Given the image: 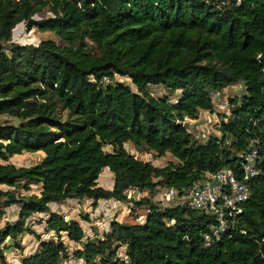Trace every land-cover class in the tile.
Here are the masks:
<instances>
[{
	"label": "trees",
	"instance_id": "1",
	"mask_svg": "<svg viewBox=\"0 0 264 264\" xmlns=\"http://www.w3.org/2000/svg\"><path fill=\"white\" fill-rule=\"evenodd\" d=\"M42 11L47 15L38 16ZM19 22L54 37L13 42ZM236 82L243 92L220 115L219 134L197 139L185 117L211 111L210 91ZM149 84L179 92L171 101L152 95ZM253 137L258 172L243 202V233L203 246L210 216L183 202L126 196L129 188L157 187L181 195L204 170H237ZM125 142L175 160L154 165ZM37 150L42 155L31 164L9 161ZM102 169L113 173L110 188L96 183ZM0 185L7 187L0 188V211L17 205L16 219L0 226V264H9L4 240L18 245L23 232L38 242L19 264H59L70 255L61 233L81 244L71 252L80 264H119L112 257L120 245L131 264H264V0H0ZM33 185L38 191L26 193ZM83 197L131 200L146 216L110 219L101 236L83 238L76 219L49 208ZM37 213L54 237L30 226Z\"/></svg>",
	"mask_w": 264,
	"mask_h": 264
},
{
	"label": "rangeland",
	"instance_id": "2",
	"mask_svg": "<svg viewBox=\"0 0 264 264\" xmlns=\"http://www.w3.org/2000/svg\"><path fill=\"white\" fill-rule=\"evenodd\" d=\"M38 16H46L47 12L42 11L37 13ZM47 37H54L52 32L50 31H42L35 27H31L30 29H26L22 22L17 23L12 31H11V40L17 43H37L40 39L47 38ZM58 43L60 41L56 39ZM113 79L115 81H121L125 84H128L131 89H135L133 84L130 82V79L126 76L114 74ZM108 82L107 79H105ZM147 90L154 96H167L169 100L173 101L176 95L178 94V90L174 93H169L164 86L156 85V84H149L147 86ZM243 92V86L241 83L236 82L225 86L222 89L221 97L225 103H220L219 100L213 101V108L211 111L208 110H200L196 118H188L185 117L184 121L188 128L192 131L193 135L199 139L204 140L209 134H219L217 130V121L220 118L221 114H228L229 113V102L233 99H238ZM124 147L126 150L131 152L135 157L148 159L154 165H163L167 161L175 160L168 152L164 153L163 155L156 156L154 151L152 150H136L133 148L130 142H125ZM42 152L37 151H22L17 154H13L9 157V161L13 162L16 165L20 164H31L40 159ZM113 182V173L110 172L108 169H102L99 172V175L96 179V183L104 188H110ZM1 189H6L7 187L4 185H0ZM11 188V187H10ZM162 187H157L151 193H148L146 190L140 191L136 189L125 190L126 196H131L133 199L140 198L142 196L149 197L153 202H157L159 205H172L177 203H182V197L175 196L170 201H162L159 195V189ZM12 190L18 192H25L20 187H12ZM38 191V187L33 185L30 190L26 191ZM131 192V193H130ZM92 199H84L80 198H64L60 201H52L49 203V208L51 210H56L59 213L61 212L65 217L76 216V217H83L89 216L88 221L94 222L93 223H85L83 222V228L87 237H92L94 235L101 236L102 232H104L105 225L110 219H115L118 221H124L128 223L134 222H142L146 216V207L144 206H133L131 200L129 201H121V200H114L109 199L102 200L99 203L96 201H91ZM107 207V208H106ZM106 208V209H105ZM91 214V215H89ZM43 215L40 214H33L30 218V226L35 230L36 234H38L41 238H48L54 237L53 232L51 231H44V225L42 222L38 223L37 218L38 216ZM17 217V205L10 204L2 208L0 211V226L4 225L5 222L14 221ZM61 240L66 244L67 251L69 256L63 258L61 262L63 264H80L79 258H74L71 255V252L81 246L79 242L68 241L64 233H61L60 236ZM18 245L13 244L9 239H5L4 242L6 244V248L4 249V254L9 262V264H19V259L21 256L26 255L34 251L37 247V239L26 232H23L17 236Z\"/></svg>",
	"mask_w": 264,
	"mask_h": 264
},
{
	"label": "built area",
	"instance_id": "3",
	"mask_svg": "<svg viewBox=\"0 0 264 264\" xmlns=\"http://www.w3.org/2000/svg\"><path fill=\"white\" fill-rule=\"evenodd\" d=\"M221 93L219 90L210 91L212 102L219 100L220 103H225ZM258 155L257 139L253 137L240 155L237 170L228 165L215 170H204L199 177L191 180L181 195L173 187H162L159 189L160 198L167 202L180 196L187 206L212 218L213 221L202 232L203 246L211 245L222 236L230 237L234 231L243 233L240 216L243 202L249 195L250 180L258 172ZM112 260L119 264H131L123 245L117 248Z\"/></svg>",
	"mask_w": 264,
	"mask_h": 264
},
{
	"label": "crops",
	"instance_id": "4",
	"mask_svg": "<svg viewBox=\"0 0 264 264\" xmlns=\"http://www.w3.org/2000/svg\"><path fill=\"white\" fill-rule=\"evenodd\" d=\"M132 189V188H131ZM131 191V190H130ZM132 192V191H131ZM130 192V193H131ZM84 199H86V200H88L89 198H84ZM102 200H109V198L108 199H104V198H98V199H96V203H99L100 201H102ZM115 200V199H114ZM91 201H93V199L91 200ZM107 208V207H106ZM105 208V209H106ZM61 213V212H60ZM39 214V213H38ZM62 214V213H61ZM89 215H91V214H89ZM65 217V216H64ZM89 217V216H88ZM88 217L87 218H81V217H76V216H70V217H68V218H71V219H76L80 224H81V226H82V228H83V222H85V223H93V225H95V221L94 222H91V221H88ZM65 218H67V217H65ZM145 219V218H144ZM107 228H108V222H107V225H105V228H104V231L105 230H107ZM83 231H84V228H83ZM86 238L87 237V235L85 234V231H84V236H83V238ZM90 237V236H89ZM67 239V238H66ZM68 240V239H67ZM69 241V240H68Z\"/></svg>",
	"mask_w": 264,
	"mask_h": 264
},
{
	"label": "water",
	"instance_id": "5",
	"mask_svg": "<svg viewBox=\"0 0 264 264\" xmlns=\"http://www.w3.org/2000/svg\"><path fill=\"white\" fill-rule=\"evenodd\" d=\"M182 124H183V125H186V121H183Z\"/></svg>",
	"mask_w": 264,
	"mask_h": 264
}]
</instances>
